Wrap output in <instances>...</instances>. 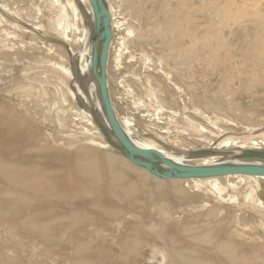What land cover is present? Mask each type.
<instances>
[{"label":"bare ground","instance_id":"bare-ground-1","mask_svg":"<svg viewBox=\"0 0 264 264\" xmlns=\"http://www.w3.org/2000/svg\"><path fill=\"white\" fill-rule=\"evenodd\" d=\"M48 1L50 7L60 6L56 28L62 42L78 48L72 53L73 69L53 65L66 79H74L73 92L68 88L67 94L79 108H60L56 113L64 135L60 138L37 125L23 104L0 99V264H26L24 247L35 252L34 261L28 264H134L140 257L152 264H264V220L240 213L243 207L264 211L260 198L264 196V178L227 175L160 180L133 166L120 149H112L98 129L99 124L106 125L89 74L90 42L94 40L89 4L87 0ZM247 1L208 3L210 17L197 27L185 22L192 11L186 0H178L172 15L162 9L163 26L151 30L144 39L162 54L174 73L184 72L191 80L198 71L205 85L198 84L203 92L191 96L195 105L202 104L219 120L249 134L264 125V7L260 8L262 0ZM9 2L0 0V8L10 10ZM105 5L113 40L118 22L116 5L113 0H105ZM107 70L108 62L107 87L113 111L136 146L184 165L258 163L238 160L237 155L246 150L264 152V134L245 141L226 138L215 144L212 139L201 142L190 137L195 144H202L190 148L182 137L169 140L160 136L162 128L156 125L160 121L156 117L144 126L153 140L138 139L133 120L117 113ZM169 76L166 72V80ZM24 91L16 93L21 96ZM240 100L252 105L245 107ZM67 102L63 93L62 104ZM166 108L163 104L157 114ZM194 111L204 115L199 107ZM226 131L217 128L216 135ZM83 136H88L87 144L80 142ZM198 152L207 155L191 158Z\"/></svg>","mask_w":264,"mask_h":264},{"label":"rangeland","instance_id":"rangeland-1","mask_svg":"<svg viewBox=\"0 0 264 264\" xmlns=\"http://www.w3.org/2000/svg\"><path fill=\"white\" fill-rule=\"evenodd\" d=\"M4 1L9 2V0ZM47 1L48 0H24L23 2L13 4L10 0V4L8 5L10 10L5 12L0 8V99L23 104L24 109L33 116V121L37 125L42 127L43 130H47L55 136L62 138L61 136L64 135L60 133L61 127L56 119V113L60 108H70L71 106L79 108V106L75 101H73V103L67 94L68 88L73 92L74 79H66L67 77L64 76L56 66L61 65L64 68L72 67L71 69H73L75 62L72 53L77 52L78 48L72 43V45L69 46L62 42V38L56 28V22L60 13L58 9L60 6H58L59 8L50 7L49 1ZM204 1L207 3H202L201 0H186V3L189 5V10L193 13L191 12V14L188 15L185 22L199 27L207 16L210 17L208 12L210 9L207 7L210 4L208 3L212 4L214 1L222 0ZM237 1L241 4L244 0ZM251 1L252 0H248L247 2ZM113 3L116 5L115 21L118 22L115 28V36L111 42L112 46H110L111 49L109 51V71L107 70L109 76V89L112 94L113 104L117 109V113H119L118 115H120V117L131 118L133 124H136L137 134L140 135L138 139L144 141L153 140L154 137L149 134V128H145L144 131V126H147L151 122H149V120L155 119L156 117L160 120L157 121L158 124L156 125L162 128L159 132L160 136L168 138L169 140H173L174 138L179 140V137H182V139L190 143V148H200L202 146L200 142L196 141L197 143L195 144L192 140L203 142L204 139H212V143L215 144L226 138L245 141L249 137L255 138V136L258 137L260 134H264V125L259 126L257 131L248 134L242 127L234 128L233 126L227 125L224 121H221V119L219 120V117L216 118L209 111L205 110L202 104L200 105L198 103L199 105H195L196 102H192L191 96H194L196 93L201 94L203 91L200 88L205 85V81L201 78L198 71H196L193 75L194 78L191 80L184 72L180 74L174 73L166 66L162 54L154 50L153 47L149 46L145 41L144 37L149 35L151 30L154 31V29L163 26V20L160 18L162 9L168 10L170 15H172L173 11L176 9L178 0H113ZM260 4H262L260 8L264 7V0H262ZM62 5H64V2ZM37 7H39V9ZM242 8L244 9L243 6ZM260 8L258 10H260ZM37 9L38 11L40 10L39 13ZM10 11L14 12L10 14ZM248 11L253 10L249 9ZM37 13L40 16L37 15ZM29 14L30 16H28ZM68 14L71 16L69 10ZM27 16L29 18H27ZM184 17L186 18V15ZM21 18L26 22L24 21L23 23ZM35 18L37 20L34 24L33 21ZM212 18L214 17H211L213 21L217 20L216 18ZM35 25L38 28L34 27ZM78 29L80 30L79 27ZM127 30L129 31L127 32ZM196 31L198 32V29H196ZM73 35L79 36L76 33ZM70 36L72 35L70 34ZM82 55L79 57L80 62ZM166 72L169 73V80L171 79L172 81L166 80ZM173 83L175 85H173ZM198 84L201 87H198ZM64 85L65 87H63ZM191 87L193 89H191ZM21 89L25 90V94L21 96L17 95L16 91ZM58 91L61 93H58ZM63 93H65L68 100V104L66 103V105L62 104ZM240 101L242 104L244 100ZM249 102L250 101L243 103L242 105L245 107H248L247 104L252 105V102ZM163 104L164 107L168 109H163L166 112L162 110V113L158 115V109L163 106ZM194 107L197 109L199 107V109L204 112V115L201 117L195 113L194 109L196 108ZM171 112H174L176 115L171 114ZM261 113L264 114V111H261ZM206 119L213 121L212 124ZM153 122L156 123V121ZM252 122L254 123V121ZM190 123H192L191 126H189ZM198 125L203 127V129L206 127L207 129H204L206 132H202L203 129L199 127L201 129L200 131ZM170 128L171 130H169ZM217 128H224L227 131L224 135H216ZM230 128H232L231 131L229 130ZM207 130L212 131V133H214L212 134L213 136L208 133ZM189 133H192V136H190ZM167 135L170 136L167 137ZM85 137L86 139L88 138V136ZM86 139L79 138L80 142H86L87 144L88 141H86ZM260 198L264 202V196L261 195ZM211 204L214 205L215 203L211 201ZM251 208L252 207H249L247 209L243 207L240 209V213L255 216L258 220H264V215H262L264 211L258 213L254 208ZM246 210L251 212H247ZM109 247L114 250L111 245ZM22 249L25 254L26 264L33 262L35 252L25 247ZM134 264L152 263L140 257ZM153 264H155V262Z\"/></svg>","mask_w":264,"mask_h":264},{"label":"water","instance_id":"water-1","mask_svg":"<svg viewBox=\"0 0 264 264\" xmlns=\"http://www.w3.org/2000/svg\"><path fill=\"white\" fill-rule=\"evenodd\" d=\"M93 17V37L90 42L91 56L89 74L95 83L98 101L104 124L98 129L112 149H120L121 155L133 166L143 169L147 174L160 180H190L222 177L227 175H250L264 178V152L242 151L238 160H255L257 164H216L211 166H193L174 163L155 150H145L133 144L119 125L112 108L107 87V62L112 41L111 16L105 0H87ZM207 155L203 152L192 153L191 158ZM162 166L165 169H159Z\"/></svg>","mask_w":264,"mask_h":264}]
</instances>
